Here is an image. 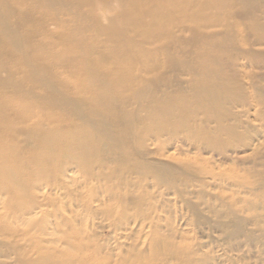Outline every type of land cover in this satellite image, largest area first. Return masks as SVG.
<instances>
[{"label":"rangeland","instance_id":"374dc122","mask_svg":"<svg viewBox=\"0 0 264 264\" xmlns=\"http://www.w3.org/2000/svg\"><path fill=\"white\" fill-rule=\"evenodd\" d=\"M91 1L0 0L39 74L51 73L55 88L34 85L37 97L90 101L56 56L65 49L105 79L123 66L135 78L109 90L128 95L118 106L130 114L95 160L30 174L21 212L11 186L0 189V264H38L43 251L57 255L47 264H78L65 259L70 235L103 264H264V0L249 13L240 0ZM128 15L137 21L124 28ZM9 48L0 78L27 88L23 51ZM0 101L16 105L1 89ZM38 111L21 126L35 128L48 109ZM43 120L40 130L57 126ZM4 137L38 152L23 132Z\"/></svg>","mask_w":264,"mask_h":264},{"label":"bare ground","instance_id":"6f19581e","mask_svg":"<svg viewBox=\"0 0 264 264\" xmlns=\"http://www.w3.org/2000/svg\"><path fill=\"white\" fill-rule=\"evenodd\" d=\"M49 1L52 2L53 0ZM240 1L243 2L249 13V7L254 0ZM90 2L93 1L90 0ZM184 3V0L174 1V4H177L180 8L184 6ZM147 12H149L148 9ZM142 20L138 21L143 23ZM135 21L137 20H134V17L131 18V15L122 16L120 25L124 24V27L126 26L125 24L135 23ZM150 26H145V28H150ZM0 29L2 31L0 32V45L4 43L5 46L10 47L9 49L13 48L17 51H23L22 63L28 66L27 77L30 80L27 88L18 89L9 79L3 80L0 78L1 91L7 98L12 99L16 103V105L9 106L4 101H0V189L6 186V184L11 186L13 189V201L10 208L14 213H17V211L21 212L26 208L24 199L29 192L28 178L30 174L34 173L39 177H44L52 169V165L65 157H74L77 161L86 164L91 163L100 154L102 142L109 138L113 132L119 134L118 127L121 126L123 121L127 122L130 113L127 109H122L118 106V102L126 98L127 94L119 93L115 95L112 94L113 92H109V90L113 86L118 87L120 84L132 85L135 83V78L133 71L123 66V69L119 73H116V76L111 79H105L95 74L88 66L79 62L76 52L73 54L72 52L68 53L67 49H65L64 52L56 54V56L61 62L67 63V67L70 68V78L75 82L79 90L78 92L86 96V99H90V101L81 105L78 102L79 99H72L70 94L62 90L59 92L57 90L45 92L48 95L52 93L51 97L47 95L37 97L33 90L34 85H40L46 91H48L47 89L55 88L53 87V81H51V73L48 71L49 73L45 72V75L39 74V72H42V68L38 67L30 59L28 52L26 53L28 46L25 45V42H22L16 30L1 15ZM112 30L108 29V34H111ZM147 31L149 30L145 29V32L143 30V34H147ZM136 36L135 34L134 37ZM138 37L140 38V36ZM202 46L208 49H221V47L212 42H204ZM170 62L174 66L177 64L174 60ZM42 106L48 109V113L43 118L50 120L49 123L53 122L57 126L55 128L51 127L52 129L45 128L46 130H40L43 125L42 118V120L39 119L38 123H36L35 128L31 130L23 128L21 126L22 123L39 116L38 110ZM71 118L75 121L71 128L65 130L64 127L60 126V124L66 121H72ZM44 124L47 123L44 122ZM22 132L27 134L29 144L34 143L36 145L38 152L35 155L29 156L24 151L23 146L15 142L9 143L5 140L4 136L8 134L16 135ZM45 155L50 157L51 164L44 161L43 156ZM70 238L71 252L66 254L65 259L67 258L78 264H103L95 260L91 255H83L81 252H78L80 243L75 241L71 235ZM56 257L55 252L43 251L38 259V264L56 262ZM134 264H151V262L145 259Z\"/></svg>","mask_w":264,"mask_h":264}]
</instances>
